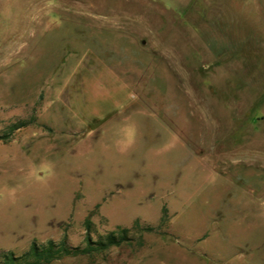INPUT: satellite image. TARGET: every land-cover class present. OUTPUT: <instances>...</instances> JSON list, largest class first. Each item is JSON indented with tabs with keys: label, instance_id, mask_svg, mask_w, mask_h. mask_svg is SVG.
<instances>
[{
	"label": "rangeland",
	"instance_id": "rangeland-1",
	"mask_svg": "<svg viewBox=\"0 0 264 264\" xmlns=\"http://www.w3.org/2000/svg\"><path fill=\"white\" fill-rule=\"evenodd\" d=\"M0 136V254L264 264V0H0Z\"/></svg>",
	"mask_w": 264,
	"mask_h": 264
},
{
	"label": "trees",
	"instance_id": "trees-1",
	"mask_svg": "<svg viewBox=\"0 0 264 264\" xmlns=\"http://www.w3.org/2000/svg\"><path fill=\"white\" fill-rule=\"evenodd\" d=\"M27 121L19 119L17 122L12 123L9 127L10 130L24 126ZM2 136H0L1 138ZM165 209L161 217L160 224L165 219ZM85 226V244L83 246H69L67 244L66 236L64 235L59 241L53 239L47 240L45 243L38 244L32 242L29 248L20 255H15L12 251H5L0 254V264H48L54 259L66 255L88 254L92 252L102 251L110 246H118L124 242H131L134 237L129 235L131 229H135L138 235L135 241L138 245L142 244V237L139 232L152 231L154 227L151 225H140L139 220L133 222L132 227H121L111 230L104 235H99L97 239L92 238L93 222L90 214L84 220Z\"/></svg>",
	"mask_w": 264,
	"mask_h": 264
}]
</instances>
